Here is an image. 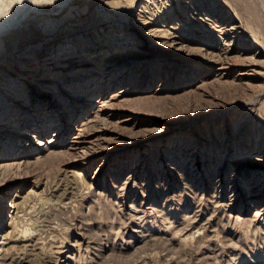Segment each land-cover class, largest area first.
Listing matches in <instances>:
<instances>
[{
  "label": "rangeland",
  "instance_id": "obj_1",
  "mask_svg": "<svg viewBox=\"0 0 264 264\" xmlns=\"http://www.w3.org/2000/svg\"><path fill=\"white\" fill-rule=\"evenodd\" d=\"M50 1L0 0V264H264V0Z\"/></svg>",
  "mask_w": 264,
  "mask_h": 264
},
{
  "label": "bare ground",
  "instance_id": "obj_2",
  "mask_svg": "<svg viewBox=\"0 0 264 264\" xmlns=\"http://www.w3.org/2000/svg\"><path fill=\"white\" fill-rule=\"evenodd\" d=\"M11 1V0H10ZM48 1V0H47ZM50 1V0H49ZM50 2H54V1H50ZM58 3V2H57ZM62 3V2H61ZM146 23H148V21L147 20H145L144 22H143V24H146ZM225 28V27H224ZM239 28V25L238 24H236L235 22H232L229 26H228V28H226V29H224L223 31H227V32H232L233 33V35L234 36H237L238 34L241 36V31L238 29ZM162 31H165V34H167V35H169V34H172L170 37H169V40H167V42H169V44L170 45H177L178 47H185L184 45H182V40L180 39V37H178L177 36V34L175 35V33H173V32H168L167 31V29H163ZM172 31V30H171ZM175 31V30H174ZM182 38V37H181ZM86 43H88V44H92V43H90V41H85ZM182 42V43H181ZM222 43V42H221ZM224 43V45L222 46V48H221V51H223L225 54H226V52L230 49V46L227 44H225V42H223ZM216 46V45H215ZM61 47V51L62 50H66V48L64 47V45H61L60 46ZM186 47H188V46H186ZM185 47V48H186ZM201 47V46H200ZM203 47V46H202ZM188 48H190V47H188ZM194 48V47H193ZM196 48V47H195ZM218 48V47H217ZM220 48V47H219ZM197 50H199L198 48H196ZM211 50V49H210ZM219 50V49H218ZM205 51V50H204ZM208 52V51H207ZM220 52V51H219ZM222 52V53H223ZM213 53H216V51L215 52H213ZM218 55V54H217ZM216 55V56H217ZM210 56H211V58H212V56H215L214 54H210ZM220 55H218L217 57H219ZM223 56V55H222ZM234 56V55H233ZM224 57H225V55H224ZM227 57H229V56H227ZM226 58V57H225ZM231 58V57H230ZM55 59H58L57 58V56L56 55H54L52 58H51V60H55ZM231 60H233L232 58H231ZM43 61H45V60H43ZM40 62L41 61H39L37 58H35L30 64V66L32 67V66H38L39 64H40ZM48 64V63H47ZM29 70V69H28ZM9 94V93H8ZM8 98V97H7ZM40 126V124L38 123L37 125H36V127L37 126ZM81 131H84L85 129H88V127H87V124H84L81 128H79ZM77 143V141L76 142H74L73 144H76ZM5 163V162H4ZM21 164H23V163H21L20 161H18L17 163H16V167H20L21 166ZM0 165H2V164H0ZM4 167H6V166H3V168L2 169H4ZM1 172V171H0ZM10 204V203H9Z\"/></svg>",
  "mask_w": 264,
  "mask_h": 264
}]
</instances>
